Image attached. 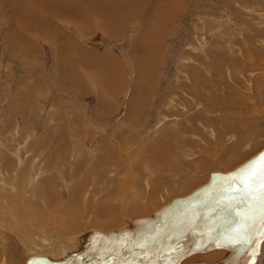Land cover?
Here are the masks:
<instances>
[{
  "label": "rangeland",
  "instance_id": "374dc122",
  "mask_svg": "<svg viewBox=\"0 0 264 264\" xmlns=\"http://www.w3.org/2000/svg\"><path fill=\"white\" fill-rule=\"evenodd\" d=\"M263 146L264 0H0L6 218L98 186L153 216Z\"/></svg>",
  "mask_w": 264,
  "mask_h": 264
},
{
  "label": "bare ground",
  "instance_id": "6f19581e",
  "mask_svg": "<svg viewBox=\"0 0 264 264\" xmlns=\"http://www.w3.org/2000/svg\"><path fill=\"white\" fill-rule=\"evenodd\" d=\"M261 167L262 165H258L254 168L251 179H245L247 186L250 185L254 189L255 185L264 183V176L260 174ZM229 170L221 173L227 174L235 169ZM243 175L241 174V177ZM46 181H42L43 187L48 184ZM98 188L89 190L93 195L87 200L83 198L84 192L80 190L82 200L76 199L60 213L55 210L57 207H50L53 209L48 213L45 212L46 210L33 208L31 204V207L24 205L22 209L19 201L8 199L11 202L7 201V203H11L10 206L15 209L13 212L15 217L10 215L6 218L0 209V242L1 240L4 242L3 250L0 251V264L6 263L4 256L9 252L8 244H5L8 241L7 234L12 235L16 243L24 248V252L19 254L21 259L17 255L20 261L13 262L17 256L11 258L10 255L11 263L8 264L23 263L25 257L28 260L27 264H264V234L262 235L264 223L258 229H251V234L248 235L251 239L245 246L243 241L235 244L231 239L224 244L219 243V240H225L229 235L226 233V236H222L225 233L224 225L214 229L211 224L214 222L212 210L217 208L214 207L212 200L220 193L217 183L210 184L207 181L190 196L182 197L175 205L170 203L153 216L150 214L156 205H152L148 210L140 208L138 198L133 191H129V188H126V193L125 191L121 193L117 205L111 203L117 199L113 190L112 193L99 195L102 189ZM248 193L247 189L243 190L242 194H245V197L239 198L237 202L250 199L251 192ZM236 194H227L225 200L229 197L231 200L238 199ZM46 201L49 204L51 202L49 197ZM84 203L85 208H88L87 212L81 206ZM251 204L249 207H252L254 212L253 205L257 206L255 218L260 217L259 220L263 222V203L258 201ZM84 213L92 215V220L75 221L77 216ZM236 223L231 225L234 227ZM207 238H211L214 242L210 243ZM180 240H182L181 244L184 242L186 248L191 250L190 252L175 254V247L171 245L178 244ZM254 240L258 241L257 250L255 256L251 258L249 249L253 246ZM181 244L178 246L181 247ZM206 244H210L211 247L197 249ZM13 249L19 250L18 247Z\"/></svg>",
  "mask_w": 264,
  "mask_h": 264
},
{
  "label": "water",
  "instance_id": "95a60500",
  "mask_svg": "<svg viewBox=\"0 0 264 264\" xmlns=\"http://www.w3.org/2000/svg\"><path fill=\"white\" fill-rule=\"evenodd\" d=\"M262 156H264V147L261 148L259 153L255 154L254 156L249 157L243 163H241L236 168H234L235 170L228 172L227 174H219V173L212 172L211 177H209L208 181L210 184L217 183V185L220 187L219 188L220 193L217 194L219 196L217 198H213L212 200L214 207L215 206L217 207L212 210L213 220H214L213 223L211 222L212 228L219 229L220 226L224 225L223 229L225 230V233L222 234V236L224 235L226 236V233L229 235V236H226L227 239L222 240V241L219 240L220 244L221 242L222 244H224L225 241L228 242V240L231 239V241L234 242L235 244H238L241 241H243L244 242L243 244L245 246L247 244V241L251 239L248 236L249 234H251L250 233L251 229L252 228L258 229L264 223V221L261 222V220H259L261 219L260 217L255 218V213L257 211L256 204L253 205L255 206V212H254V209H252V207H249L251 203L258 202V201L261 202V204L263 203L264 205V183L259 186L255 185L256 188L254 189L252 186L250 185L247 186V184L245 183L246 181L245 179H251L254 168L258 167V165H262L261 164ZM241 174H244V175L241 177ZM245 186L248 188H246ZM245 189H247V192H249L248 194H250L251 192V196H250L251 198L237 202L239 201V198L243 199V197H245V194H242V191ZM229 193H237L236 195L238 196L237 197L238 199L231 200V198L229 197L228 200H225L227 197V194ZM262 219H264V216L262 217ZM234 222H237L236 223L237 225L233 227L231 224ZM232 234H235V236H232ZM263 234H264V231L262 235ZM238 235H241V236H238ZM241 237H242V240H240ZM207 240L210 241V243L214 242L211 238H207ZM181 242L182 240H180L178 244L175 243L171 245V247L173 246L175 247L174 250H175V254L177 255H181L183 253L185 254L191 251L190 249L186 248L184 242L182 244ZM180 244L182 245L181 247L178 246ZM252 244L253 246H251L249 249L251 250L250 251L251 258L252 256H255L254 254H255V251L257 250L256 245L258 244V241L254 240ZM208 245L207 244L201 245V246L199 245L200 247H198L197 249L199 250V249L211 247V245L210 246ZM197 249H194V250H197Z\"/></svg>",
  "mask_w": 264,
  "mask_h": 264
},
{
  "label": "snow or ice",
  "instance_id": "6c2138e0",
  "mask_svg": "<svg viewBox=\"0 0 264 264\" xmlns=\"http://www.w3.org/2000/svg\"><path fill=\"white\" fill-rule=\"evenodd\" d=\"M261 164H262V167H261V172H260V174H261L262 176H264V156L261 157Z\"/></svg>",
  "mask_w": 264,
  "mask_h": 264
}]
</instances>
